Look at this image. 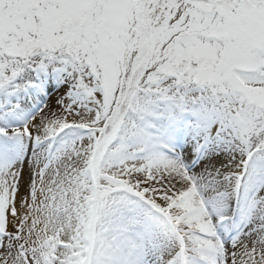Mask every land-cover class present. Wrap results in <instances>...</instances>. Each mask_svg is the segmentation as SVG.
I'll return each instance as SVG.
<instances>
[{
	"label": "snow or ice",
	"instance_id": "obj_1",
	"mask_svg": "<svg viewBox=\"0 0 264 264\" xmlns=\"http://www.w3.org/2000/svg\"><path fill=\"white\" fill-rule=\"evenodd\" d=\"M0 264H264V0H0Z\"/></svg>",
	"mask_w": 264,
	"mask_h": 264
}]
</instances>
